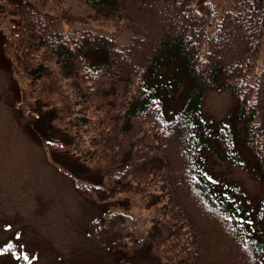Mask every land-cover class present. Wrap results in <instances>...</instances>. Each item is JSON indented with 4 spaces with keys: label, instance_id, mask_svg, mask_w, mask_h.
<instances>
[{
    "label": "trees",
    "instance_id": "obj_1",
    "mask_svg": "<svg viewBox=\"0 0 264 264\" xmlns=\"http://www.w3.org/2000/svg\"><path fill=\"white\" fill-rule=\"evenodd\" d=\"M67 1L10 0L19 19L11 53L84 170L108 166L77 185L100 199L138 194L152 239L176 264H264V197L252 205L205 154L215 141L222 159L246 167L242 126L253 174L264 177V0H234L222 13H200V0H78L90 9L79 16ZM76 18L125 22L129 41L74 27ZM211 89L238 100L219 122L202 110ZM107 213L104 230L122 229L126 217Z\"/></svg>",
    "mask_w": 264,
    "mask_h": 264
},
{
    "label": "rangeland",
    "instance_id": "obj_2",
    "mask_svg": "<svg viewBox=\"0 0 264 264\" xmlns=\"http://www.w3.org/2000/svg\"><path fill=\"white\" fill-rule=\"evenodd\" d=\"M233 2L200 0L198 10L222 13ZM66 4L75 16L90 13L89 6L78 0ZM14 9L10 0H0V264H29L17 259L22 255H27L31 264H176L168 248L152 239L150 211L138 194L100 199L77 185L93 181L91 175L102 174L108 166L90 164L84 170L85 162L67 148L69 133L65 127L58 122L51 129L55 119L26 93L28 80L11 53L19 20ZM76 20L74 27L118 34L120 45L129 41L125 22L83 24ZM65 28L70 30L72 26ZM263 66L264 44L256 71ZM237 101L228 92L211 89L202 110L219 122L233 111ZM55 139L63 144L52 145L50 140ZM245 139L241 126L236 146L248 161L246 167L222 159L215 141L205 154L211 173L243 184L255 206L264 197V177L253 174V159ZM67 166L76 172L66 171ZM92 184L88 182V186ZM107 212H114L118 219L126 217L122 229L104 230L101 224H110ZM9 244L14 247L8 249Z\"/></svg>",
    "mask_w": 264,
    "mask_h": 264
},
{
    "label": "snow or ice",
    "instance_id": "obj_3",
    "mask_svg": "<svg viewBox=\"0 0 264 264\" xmlns=\"http://www.w3.org/2000/svg\"><path fill=\"white\" fill-rule=\"evenodd\" d=\"M14 245L9 244L8 249H12ZM17 259H24L25 261H28L29 264H31L30 258L27 255L18 256Z\"/></svg>",
    "mask_w": 264,
    "mask_h": 264
}]
</instances>
